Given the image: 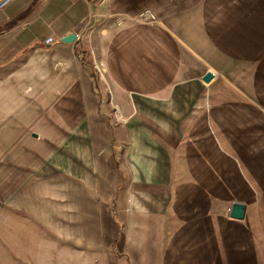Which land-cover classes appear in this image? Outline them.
Here are the masks:
<instances>
[{
  "label": "crops",
  "instance_id": "0c3cea01",
  "mask_svg": "<svg viewBox=\"0 0 264 264\" xmlns=\"http://www.w3.org/2000/svg\"><path fill=\"white\" fill-rule=\"evenodd\" d=\"M0 159L1 264H264V0H15Z\"/></svg>",
  "mask_w": 264,
  "mask_h": 264
},
{
  "label": "rangeland",
  "instance_id": "374dc122",
  "mask_svg": "<svg viewBox=\"0 0 264 264\" xmlns=\"http://www.w3.org/2000/svg\"><path fill=\"white\" fill-rule=\"evenodd\" d=\"M13 3V2H12ZM3 11V10H0ZM51 42V41H50ZM49 43V42H47ZM79 54V53H78ZM90 68L93 66H89ZM95 68L96 72V78L99 77V79L102 77V72H100L99 70V74H98V68ZM91 72V76L95 78L94 72L90 69ZM95 82V79H94ZM14 141V139H13ZM16 145V142L13 143ZM43 161V160H41ZM1 159H0V235H1V223H2V214L5 213L6 211H16L17 207V203H16V199H17V194L18 193H22V189H24L23 186L18 185L17 182L19 181H23V177L27 180V179H33L32 178V174H36L39 173L40 170H28V169H15L13 167H15V164H13V166L11 167V164H9L10 168L7 171L8 172V176H9V185L5 184L6 183V179L7 176H5V178H2V167H1ZM4 166V164H3ZM19 177V179H18ZM14 216H16L15 213H13ZM11 220V216L9 217V221ZM1 238V237H0ZM0 264H1V243H0Z\"/></svg>",
  "mask_w": 264,
  "mask_h": 264
},
{
  "label": "water",
  "instance_id": "95a60500",
  "mask_svg": "<svg viewBox=\"0 0 264 264\" xmlns=\"http://www.w3.org/2000/svg\"><path fill=\"white\" fill-rule=\"evenodd\" d=\"M76 40V36L75 35H70L65 37L62 42L63 43H67V44H71L73 42H75ZM213 75L210 73H207L204 77H203V82L208 83L212 80ZM244 214H245V206L242 204H238V203H234L231 208H230V218L232 219H236V220H242L244 218Z\"/></svg>",
  "mask_w": 264,
  "mask_h": 264
},
{
  "label": "built area",
  "instance_id": "2783aa9c",
  "mask_svg": "<svg viewBox=\"0 0 264 264\" xmlns=\"http://www.w3.org/2000/svg\"><path fill=\"white\" fill-rule=\"evenodd\" d=\"M14 1L15 0H0V10H4ZM138 20L141 23L147 24V23H154L156 19L153 13H151L150 11H144L139 15ZM50 41H51L50 39L47 40V42Z\"/></svg>",
  "mask_w": 264,
  "mask_h": 264
}]
</instances>
